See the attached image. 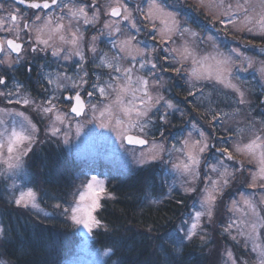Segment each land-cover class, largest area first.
Masks as SVG:
<instances>
[{
	"label": "snow or ice",
	"instance_id": "snow-or-ice-1",
	"mask_svg": "<svg viewBox=\"0 0 264 264\" xmlns=\"http://www.w3.org/2000/svg\"><path fill=\"white\" fill-rule=\"evenodd\" d=\"M19 4H27L29 9L36 10L31 19L26 18L15 8L6 15H0V65H7L11 69L20 62L19 54L25 51L24 41L21 40V32L30 35L35 32L33 42L37 47L30 51H47L51 48L53 56L66 53L64 59L79 57L78 71L69 76L66 72L50 73L44 71V80L52 86L50 94L44 99L37 101L27 91L25 86L19 82H13L14 90H7L8 77L0 74V98L6 105L17 107H0V176L12 179L8 185L10 194L7 203L15 205L18 209H40L39 200L43 197V190L36 187H28L27 183H17V179H24L25 158L33 153L35 145L43 144L53 138H62L64 145L71 143L69 135L73 123H75V135L79 138L82 124L77 117L86 118L88 123H99L101 128L111 129L116 132L121 143L127 145H150L147 151H141L137 163L151 165L155 161H164L165 154L168 155V163L172 169L184 178L181 189L187 196L196 194L198 207H194L188 213L187 219L183 221L186 227H181L183 236L169 235L164 241V246L158 249L160 258L157 264H174V256L182 254L183 241H192L198 238L202 243H208V233L205 223L210 224L218 207V201L224 195V189L230 186L236 178L237 172L248 174V188L253 190L252 195L258 191L259 197L243 196L242 200L247 205L251 219L243 221L249 229L247 232L240 230L236 222H229L223 226V231L228 233L233 241L241 244L247 250L246 255L255 254L254 264H264V113L259 117L250 113L245 118V126L239 123L235 128H230L225 121L242 113V105L251 106L248 99L249 91L244 81L236 74L237 71L247 72L253 69L264 78V60H256L248 57L239 48L230 49L224 53L219 51L217 45H213L214 51L200 54L197 51L196 40L184 39V37H197L189 27L182 26L178 20V14L169 9L165 0H145L146 9L135 5L134 11L139 14L140 21L133 14V9L124 0H107L102 6L98 0H80L78 5L69 7L68 4L61 6L60 0H18ZM53 6L60 8L62 15L53 16L51 13L42 14L43 10L51 9ZM201 7L209 9V15L213 17V23L219 22L223 31H232L234 38H239L240 33L255 32L261 37L264 44V0H201ZM67 9V13L64 10ZM211 9H217L213 13ZM0 11H6L4 5L0 4ZM89 11L92 15L89 18ZM106 18L103 21V29L100 35L117 37L112 41L111 47L116 50L114 55L109 56L107 52L97 48L98 36L93 35L86 39L80 31V22L83 24H96L101 20V14ZM65 15L68 24L65 25ZM227 17L228 19H225ZM75 22V23H74ZM128 25L126 33L123 24ZM232 25V29L228 28ZM75 27V31L71 29ZM141 28H148V35L156 41L160 37L159 47H141V42L135 33ZM134 30V32H133ZM67 32V36L65 35ZM47 35V38H44ZM58 35L63 46L50 45V40ZM181 38L183 42L176 47L166 48V45L176 43ZM212 40V37H208ZM246 43H252L246 41ZM43 45L42 48L39 46ZM81 45H86L91 57H85ZM161 51H170L172 63L169 56H161ZM16 53V59L12 54ZM264 54V52H262ZM191 64L189 72L185 64ZM91 63L95 69L103 70L100 73H92L85 67ZM31 72L30 66H25ZM160 72H172L179 76L188 73L187 81L190 82L187 95L194 96L192 91L196 83L207 81L212 91L208 92L204 99L208 105L201 114L208 117L210 130L217 125L223 127L225 137H209L197 124H192L196 133L194 138L192 131L180 142V147L172 144L166 148L165 132L160 131V141L155 136L148 139V129L152 126L153 116L165 125L170 124L168 112L161 111L160 104L163 101L166 109H175L171 100H166L160 94L163 87L162 78L157 75ZM147 71L145 72V70ZM43 70V69H42ZM229 90V91H225ZM44 91H49L44 89ZM196 91L204 92L203 88ZM67 93L64 97L67 105L61 104V96L56 93ZM216 93L234 98L236 107L232 113L223 112L213 107L212 95ZM14 97V99H13ZM187 99V97L185 98ZM24 110H18V106ZM196 108V106H193ZM38 114L47 121L41 138V128L28 115V111ZM198 110V109H196ZM184 113L181 112V116ZM159 131V129H157ZM247 133V137H245ZM215 138L217 143L223 141L222 146L215 148L211 140ZM212 149L219 154L216 164H207L209 170L202 176L201 163L204 154ZM173 152L179 155L173 162ZM241 157L247 158L241 159ZM228 162H235L236 167L230 170ZM247 165V166H246ZM110 181L99 175L85 174L79 185L71 192V200L58 198L53 205L54 209L60 210L72 224L78 228L85 229L89 235L97 230L105 233L111 229L102 217V210L107 201H115L117 197L108 188ZM202 185V186H201ZM169 187L168 192L172 193ZM171 197H169L170 199ZM151 205H160L163 200H151ZM182 205V199L177 200ZM239 202L232 201L233 209ZM47 216L48 213H45ZM248 215V214H246ZM237 228V234L232 235L233 228ZM152 228H148L151 232ZM9 229L0 223V239L8 238ZM237 236L243 237L239 241ZM108 249V252H111ZM0 264H11V261H0ZM223 264H249L243 256H239L231 249L223 252Z\"/></svg>",
	"mask_w": 264,
	"mask_h": 264
},
{
	"label": "rangeland",
	"instance_id": "rangeland-1",
	"mask_svg": "<svg viewBox=\"0 0 264 264\" xmlns=\"http://www.w3.org/2000/svg\"><path fill=\"white\" fill-rule=\"evenodd\" d=\"M107 2V0H106ZM166 5L173 12L178 14V20L181 22L182 26L189 27L193 32L198 33V36L193 38L190 36H185L184 39H195L197 51L200 54H207L214 51L213 45H217L219 51L227 53L230 49L239 48L244 54L248 57H251L256 60H264V44L261 43V37L258 36L255 32L252 33H240L236 34L239 38H234V34L232 31L225 33L223 31V26L219 23H213V17L209 15V9L201 7V0H186L183 3L187 8H184V4L181 5V0H165ZM142 4V6H140ZM142 8L147 7L146 3H137ZM130 7V5H129ZM183 7V8H182ZM133 14L137 18V22L139 23L140 17L138 13H135L134 8ZM186 9V11H184ZM189 11H191L189 13ZM213 13L218 12L217 9H211ZM225 19H228L225 17ZM124 31L128 32V25L122 26ZM228 28L231 30L232 25H228ZM107 30L105 29V32ZM134 32V30H133ZM137 35V39L141 42V47H152L154 44L159 47L160 37L157 35L156 41L151 39V36L148 35V28H141L139 33H135ZM208 37H212V40H209ZM107 39L109 48L105 50L109 54V56L114 55L116 50L111 47V43L117 37L108 36L105 37ZM111 42H109V41ZM246 41H251L252 43H246ZM183 40L181 38L176 39V43L172 45H166V48L176 47L181 44ZM161 56H169V62L165 64V67H168L170 63H172L173 54L170 51H161ZM185 67L188 68L189 72L191 70L190 62L185 64ZM76 69V68H75ZM75 71L72 72L73 75ZM147 69L145 70V72ZM242 81L245 82L246 88L249 91L248 99L252 102L251 106L242 105L240 106L243 111L240 114H237L230 119L225 121L226 125L230 128H235L237 123H239L240 127L245 126V118L249 115L259 117L262 113H264V78L259 76L257 71L253 69H249L247 72L237 71L236 73ZM69 75V76H71ZM157 75L162 78L163 87L160 88V94L164 96L166 100H171L172 103L176 106L175 109H166L164 107L163 101L160 104L161 111L168 112V120L170 124L165 125L163 121L158 119L157 116H153L152 126L148 129V139H151L152 136H155L158 141L162 138L160 137V131L165 132L166 148H171L172 144H176L177 147H180V142L187 136L188 132L192 131L194 138H199L196 136V133L192 129V124H197L201 129L205 131L209 137H225L226 133L223 130V127L217 125L215 128L210 130V125L208 123V117H202V113L206 110L208 102L204 99L205 95L212 91L209 82H198L196 83V88H193L196 94L194 96H188L187 92L189 89L190 82L187 81L188 73H181L177 76L172 72H160L159 68L157 69ZM198 88H203L204 92L201 93L196 91ZM226 92L229 90H225ZM61 96V104H66L63 102L62 93H56ZM32 97L36 98L39 102L44 99L45 96L40 97L38 94L35 95L31 93ZM187 97V100L185 99ZM14 99V97H13ZM213 107L217 108V110H222L223 112L232 113L233 108L236 107L234 103V98L229 96L218 95L213 93L212 95ZM189 103V107L196 108V114L193 115L189 108L186 106H181L182 103ZM17 107L15 105H6L3 103V98H0V107ZM198 109V110H196ZM18 110L23 111L24 107L18 106ZM181 112L184 113L181 116ZM33 119V122L37 123L38 127L41 128V138H43V129L47 124L45 119H42L38 114L33 113L31 110L27 113ZM177 119V123L175 124L173 121ZM77 119V118H76ZM82 124V131L79 134V138L75 135L76 128L75 123H73L71 127V131L69 133L71 137V143L69 145H64L61 142L62 138H53L52 140L46 141L43 144H37L33 148V153L29 154V157L25 158V176L24 179H17V183H27L31 180L32 177L35 176V172H33V167H29V163L32 161L34 155H40L43 149H47V147L51 148H59L64 153L65 156L73 157L77 160H102L115 165L122 167L127 172H134L137 168L147 165L138 164L137 158L141 151H147L150 145H146L144 147H133L128 146L126 143H121L120 139L116 135V132L111 129L101 128L99 123L91 124L87 122L86 118H79ZM180 128V129H178ZM159 129V131L157 130ZM178 129V130H176ZM247 137V133L244 134ZM211 143L215 145V148H219L222 146L223 141L220 143L216 142V139L213 138ZM62 153V154H63ZM179 154L173 152L172 160L176 161V158ZM219 154L212 149L204 154V158L201 163V174L208 172L209 170L205 166V162L207 164H216ZM241 159L247 158L241 157ZM31 160V161H30ZM169 157L165 154L164 161H155L152 164H157L165 167L166 171H168V181H167V192L165 196H169L171 193L168 192L169 187L174 189H181V184H183L184 178L181 175L172 169L171 163H168ZM230 170L236 167L235 162H228ZM247 166V165H246ZM36 168V166H35ZM98 175V174H91ZM100 176V175H99ZM101 177V176H100ZM104 178V177H101ZM37 179V178H36ZM12 179H9L7 176H0V189L1 192L4 190V194L6 193V197L10 194V189L8 185L12 183ZM248 174L244 172L241 174L237 172L236 178L232 180L230 186L224 189V195L220 201H218V207L214 213L212 221L210 224L205 223V228L208 233V255L212 256L214 259V264H223V252L225 249H231L234 253L239 256H243L245 259L249 261V264H254L255 254L246 255L247 250L241 247L240 243L233 241L228 233L223 231V226L227 225L230 221L236 222L237 227L240 230L247 232L249 229L243 221H248L251 219L250 211L243 203V196H252L253 199L259 197L260 193L257 191L253 196V190L248 188ZM28 187H33L31 184L27 183ZM202 186V185H201ZM239 187V188H238ZM238 188V191H237ZM38 190V189H37ZM73 191V190H72ZM71 191V192H72ZM71 192L67 194V199L71 200ZM183 192V191H182ZM233 194V195H231ZM196 196V201L198 197L196 194H189ZM162 199V198H161ZM232 201H238L239 203L236 206V209L232 207ZM58 201L52 202V206ZM194 207H198V204L195 203ZM40 209H29L36 213L43 215V217L49 223H55L59 221L61 225H68L71 228H74V231L79 236L78 242H69L68 247L70 253L66 258L65 264H104L110 255L111 252L108 250H101L98 248H93L90 245L92 240V235H89L85 229L78 228L72 224L70 220H68L65 216L61 214L60 210L54 209L51 210L48 208H43L40 206ZM45 213H48L46 216ZM248 214V215H246ZM264 214V213H262ZM237 234V228L234 227L232 230V235ZM239 241H243V237L237 236ZM204 244V243H203ZM0 261H5L1 259Z\"/></svg>",
	"mask_w": 264,
	"mask_h": 264
},
{
	"label": "trees",
	"instance_id": "trees-1",
	"mask_svg": "<svg viewBox=\"0 0 264 264\" xmlns=\"http://www.w3.org/2000/svg\"><path fill=\"white\" fill-rule=\"evenodd\" d=\"M181 106L196 114L189 103L183 102ZM173 122L176 124L177 119ZM61 151L49 145L40 155L33 156L29 167L34 166L37 179L32 177L33 183L29 184L43 190L40 206L51 210L52 202L67 199L85 174H98L110 181L108 188L117 199L107 201L102 217L111 230L107 233L97 230L90 242L93 248L112 250L104 264H157L158 249L164 246L167 237L183 236L179 229L186 227L183 221L195 205L196 196H186L174 189L163 197L169 177L165 167L151 164L127 172L102 160L69 158ZM6 198L0 189V223L9 229L8 238L0 239V260L11 264H65L70 253L68 243L79 241L74 228L59 221L49 223L39 213L8 204ZM154 199L163 203L151 205L149 201ZM180 199L184 201L182 205L176 203ZM206 245L198 238L183 241L182 254L174 256V264H214Z\"/></svg>",
	"mask_w": 264,
	"mask_h": 264
},
{
	"label": "flooded vegetation",
	"instance_id": "flooded-vegetation-1",
	"mask_svg": "<svg viewBox=\"0 0 264 264\" xmlns=\"http://www.w3.org/2000/svg\"><path fill=\"white\" fill-rule=\"evenodd\" d=\"M183 1V0H182ZM181 1V2H182ZM80 0H60L61 6L63 4H68L69 7H72L74 5H78ZM98 2L103 6L106 3V0H98ZM124 2H127L130 7H135L137 3H146L145 0H124ZM0 4L4 5V9L6 11H0V15H6L7 12L12 11L15 8H19L20 12L26 17L31 19L33 17V14L36 10L29 9L27 4H19L18 0H0ZM142 6V4L140 5ZM186 11V10H184ZM191 11H189L190 13ZM51 13L54 17L62 15L60 8L57 6H53L51 9H45L43 10L42 14ZM67 13V9L64 10L63 14ZM91 11H89V18H91ZM106 19L103 16V13L101 14V20L99 23H96L94 25L89 24L85 25L82 22H80V31L84 33V36L86 39H89L91 36L96 35L98 36L97 40V48L102 49L104 52L106 49L109 48V43L107 39L105 38L106 35H100L101 30L105 31L103 29V21ZM65 25L68 24L67 16L65 15V20L63 21ZM75 23V22H74ZM123 24L122 26H125ZM72 31H75V27L71 29ZM33 37H35V32L30 34ZM65 35L67 36V32H65ZM21 40L24 41V49L22 53L19 54L20 56V62L15 64L11 69L7 67V65H0V74L6 75L8 77V84H7V90H14V84L13 82H19L22 83L28 92L33 93L35 95H39L40 97L45 96L47 97L51 90L52 86L48 85L47 82L44 80V71L55 73L60 72L63 70V72H66L68 75H71L73 71H75L77 68V64L80 62L78 56H73L71 59H64V55L66 53H61L59 56H53L51 54V48H49L47 51H40L39 49L36 52L30 51L32 47H37V45L33 42V40L28 39V35H26L24 32H21L20 36ZM44 38H47V35H45ZM109 41V40H108ZM111 42V41H109ZM50 45L53 46H63L65 48L70 47L69 45H62L61 41L59 40L58 35H54L53 39L50 40ZM40 48L43 47V45L39 46ZM85 52L86 59L91 57V52L88 51L86 45H81ZM17 54L13 53L12 58L16 59ZM0 58H3V55L0 54ZM31 67V72L27 70L25 66ZM85 67L90 72V75L92 73H100L103 70L101 69H95L92 67L91 63L86 64ZM76 68V69H75ZM43 69V70H42ZM44 89H48L49 91H44ZM0 90H4V86H0ZM67 95V93H64L62 95L63 102L67 105L66 99L64 97ZM80 117H77L79 119Z\"/></svg>",
	"mask_w": 264,
	"mask_h": 264
},
{
	"label": "water",
	"instance_id": "water-1",
	"mask_svg": "<svg viewBox=\"0 0 264 264\" xmlns=\"http://www.w3.org/2000/svg\"><path fill=\"white\" fill-rule=\"evenodd\" d=\"M128 146H145V145H128Z\"/></svg>",
	"mask_w": 264,
	"mask_h": 264
}]
</instances>
